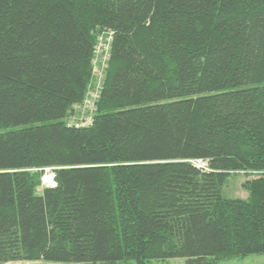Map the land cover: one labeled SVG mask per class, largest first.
I'll return each mask as SVG.
<instances>
[{
  "label": "trees",
  "instance_id": "16d2710c",
  "mask_svg": "<svg viewBox=\"0 0 264 264\" xmlns=\"http://www.w3.org/2000/svg\"><path fill=\"white\" fill-rule=\"evenodd\" d=\"M105 29L98 109L69 125ZM34 168L56 185L39 192ZM241 171L256 175L249 197L225 196ZM251 254H264V0H0V264Z\"/></svg>",
  "mask_w": 264,
  "mask_h": 264
},
{
  "label": "rangeland",
  "instance_id": "374dc122",
  "mask_svg": "<svg viewBox=\"0 0 264 264\" xmlns=\"http://www.w3.org/2000/svg\"><path fill=\"white\" fill-rule=\"evenodd\" d=\"M111 30L105 29L97 33V39L94 46V53L92 58V71L91 78L88 83L87 92L82 102L76 104L69 112L65 121L69 125L87 126L92 123L96 111L98 109V95L102 91L106 75L109 69V62L111 57V45L107 39ZM114 33V32H113ZM33 172H43L41 177V185L38 187V191L42 192L43 188L47 186L45 178L50 175L53 170L51 168H45L43 171L40 168L32 169ZM256 175H248L244 171L232 172L227 178L223 193L230 198H248L249 191L244 187V182L255 178ZM185 259H169L165 261H154L151 264H184ZM3 264H80V263H67V262H51L45 260L37 261H9ZM106 264V263H105ZM116 264H135L134 262L116 263ZM218 264H264V254H251L247 257H233L229 259H223Z\"/></svg>",
  "mask_w": 264,
  "mask_h": 264
},
{
  "label": "water",
  "instance_id": "95a60500",
  "mask_svg": "<svg viewBox=\"0 0 264 264\" xmlns=\"http://www.w3.org/2000/svg\"><path fill=\"white\" fill-rule=\"evenodd\" d=\"M197 163H198L199 166H207V162H204L202 160H199ZM50 175L52 176V179L51 180H45V183L47 185L55 186L56 185V181H55L56 174L54 172H52Z\"/></svg>",
  "mask_w": 264,
  "mask_h": 264
},
{
  "label": "built area",
  "instance_id": "2783aa9c",
  "mask_svg": "<svg viewBox=\"0 0 264 264\" xmlns=\"http://www.w3.org/2000/svg\"><path fill=\"white\" fill-rule=\"evenodd\" d=\"M114 38V33L110 32L109 35L107 34V39L109 40V43L112 44ZM99 98V95H98Z\"/></svg>",
  "mask_w": 264,
  "mask_h": 264
},
{
  "label": "bare ground",
  "instance_id": "6f19581e",
  "mask_svg": "<svg viewBox=\"0 0 264 264\" xmlns=\"http://www.w3.org/2000/svg\"><path fill=\"white\" fill-rule=\"evenodd\" d=\"M46 180H51L52 176L51 175H47V177L45 178Z\"/></svg>",
  "mask_w": 264,
  "mask_h": 264
}]
</instances>
